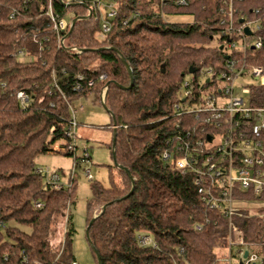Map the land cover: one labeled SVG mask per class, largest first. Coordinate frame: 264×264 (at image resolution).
<instances>
[{"label": "trees", "instance_id": "1", "mask_svg": "<svg viewBox=\"0 0 264 264\" xmlns=\"http://www.w3.org/2000/svg\"><path fill=\"white\" fill-rule=\"evenodd\" d=\"M174 1L116 0L117 16L102 39L96 12L78 20L70 34L62 33V47L45 15L48 0H0V264L75 261L71 215L64 217L75 203V179L70 189H51L35 173L36 159L58 153L55 144L69 143L64 133L70 106L88 95L102 105L101 90L108 82L104 104L116 125L114 158L133 183L113 164L109 175L114 169L115 179L108 187L91 185L86 227L108 204L89 228L99 256L98 263L90 248L95 264L218 263L221 255L214 250L226 246L228 219L201 201L194 174L172 170L163 153L175 152L179 118L172 115L173 104L188 70L218 69L224 62L223 52L213 45L219 0H186V6ZM51 6L60 18L67 10H75L74 18L87 15L84 7H63L60 0H51ZM13 8L18 14L12 19ZM236 8L248 18L258 12L263 46L252 53L264 68V0H242ZM168 15L192 21L169 23ZM117 52L133 74L129 89L118 87H128L130 79ZM77 83L81 89L74 91ZM18 92L27 96L26 104H20ZM252 95L253 105L264 107V88ZM237 191L236 196H244ZM62 219L64 242L54 244L51 235ZM231 221L264 264V216L241 211ZM138 235L148 236L154 246L139 245Z\"/></svg>", "mask_w": 264, "mask_h": 264}, {"label": "built area", "instance_id": "2", "mask_svg": "<svg viewBox=\"0 0 264 264\" xmlns=\"http://www.w3.org/2000/svg\"><path fill=\"white\" fill-rule=\"evenodd\" d=\"M241 1L219 0L216 8L218 18L212 29L216 33L214 42L223 47L221 51L224 62L218 69L203 67L184 77L172 112L173 116L179 118L176 128L180 135H177L176 144L172 148L175 152L165 151L163 160L174 171L193 173L201 201L208 209L219 211L228 219L227 242L224 254L218 261L221 264H262L261 257L252 250V246L244 243L241 231L231 221L233 216L247 211L245 206L248 204L261 205L254 214L264 216V107L252 103L253 90L264 88V68L255 63L252 53L262 48L263 39L259 34L261 24L258 12H253L252 18H248L236 8V4ZM173 4L186 6L187 1L175 0ZM88 6L91 15L104 11V16L100 17L98 34L102 39L109 32L111 21L117 16L118 4L116 0H93L88 2ZM17 14L13 8L9 18L13 19ZM45 15L56 33L59 45L63 47L66 36L62 33L68 32L70 23L53 12L51 0H48ZM160 17L165 20L162 11ZM240 20L242 23H239ZM245 28L250 31V35L244 32ZM69 50L79 52L75 47ZM100 79L105 80L106 76ZM243 79L257 81V84L240 86L238 82ZM78 80L81 81L82 77L79 76ZM92 84V81L87 82L88 87ZM80 89L81 84L77 83L73 90ZM106 89L105 85L101 90V102H104ZM16 98L21 105L28 100L23 92H18ZM69 109V127L64 133L69 143L56 149L58 153L73 156L74 165L69 178L61 182L57 171L35 169L36 174L43 175L48 187L56 190L70 189L73 169L90 163L86 149L80 155L76 154L77 122L72 106ZM217 137L218 142L214 143ZM83 173L86 179H92L88 169H84ZM237 190L244 196H236ZM35 207H40V204L36 203ZM196 228L200 229L199 226ZM136 240L141 246H154L148 236L138 235ZM71 264L76 263L74 261Z\"/></svg>", "mask_w": 264, "mask_h": 264}, {"label": "rangeland", "instance_id": "3", "mask_svg": "<svg viewBox=\"0 0 264 264\" xmlns=\"http://www.w3.org/2000/svg\"><path fill=\"white\" fill-rule=\"evenodd\" d=\"M69 3L72 0H62ZM101 10V9H100ZM104 16V11H100ZM75 10H67L64 19L70 23L71 18L75 16ZM169 23H190L191 17L176 15L167 16ZM217 42H213L216 45ZM240 86L249 84H257V81L251 79H243L238 82ZM80 107H82L80 109ZM75 120L78 123L75 129V144L76 154L80 155L83 149H86L90 155V163L87 165H80L73 169V178L75 179V203L70 206L64 213V216L71 215V223L74 229L72 235L71 251L76 264H95L89 243L86 239V204L91 198V185L99 182L104 187L110 185V178H114L115 171L111 170L109 175V167L113 165L111 160V151L109 145L112 138L111 123L112 119L106 110L99 102H94L93 96L81 97L75 100L72 104ZM218 142V137L215 138L214 143ZM54 149H58V144H55ZM74 160L72 155H66L62 152L54 154H43L37 157V168H48L51 171H57L61 182H66L73 168ZM90 171L91 180L86 179L83 170ZM239 206L242 207L241 204ZM261 205H246V210L251 214L255 213L256 209ZM64 220L59 223L57 230L51 235V241L58 244L64 242ZM27 231V230H26ZM219 255L224 254V250L216 248L214 250ZM217 264H221L219 261Z\"/></svg>", "mask_w": 264, "mask_h": 264}, {"label": "water", "instance_id": "4", "mask_svg": "<svg viewBox=\"0 0 264 264\" xmlns=\"http://www.w3.org/2000/svg\"><path fill=\"white\" fill-rule=\"evenodd\" d=\"M90 1H93V0H72V1L69 2V3H65V2H63L62 0H60V2H61V4H62L63 7L82 6V7H84L85 9H87V11H88V14L86 15V17L78 16V17H75L74 19L71 20V22H70V27H69V30H68V34H70V33L72 32L73 27H74V24H75L78 20H87V19L90 18V16H91V11H90V8H89V6H88V2H90ZM239 23H242V20H240ZM244 32H245L247 35H250V31H249L247 28L244 29ZM222 48H223L222 46L219 47L220 50H222ZM117 55H118V57L120 58V60H121V62H122V64H123V66L125 67V69H126L128 75H129V79H130V84H129L128 87H121V86H118V87L121 88V89H129V88L133 85V82H134L132 71H131V69L129 68V66L127 65L126 61L122 58V56H121V54H120L119 52H117ZM162 72H164V71L162 70ZM194 72H195V70L192 69V68H190V69L188 70V73H194ZM109 84H110V82H108V83L106 84V87H108ZM102 107H103V108L106 110V112L110 115V117H111V119H112L113 128H114V130H113V137H112V145H111V146H112V157H113L112 162H113V164H114L116 167H118L119 169H121L122 171H124V172L126 173V175L130 178V181L133 183V179L130 177V174H129L128 170H127L126 168H123V167L118 166V165L116 164V162H115V158H114V148H115V129H116L115 120H114L113 115L111 114V112H110V111L107 109V107L105 106L104 102H102ZM208 140H210V139L208 138ZM132 190H133V189H131V191H130L126 196H128L129 194H131ZM126 196H125V197H126ZM125 197H124V198H125ZM107 206H108V204H105V205L102 206V208H101V210L99 211V213H98L97 215H95V216L92 218V220L89 222L88 226L86 227V231H85L86 239H87V241H88V243H89L90 248H91L92 251L95 253V255H96V257H97V261H98V263H99V256H98L97 252L95 251V249H94V247H93V245L91 244L90 239H89V228H90L91 225L93 224L94 219L97 218L100 214H102V213L104 212V210L106 209ZM246 254H247V253H245L244 257H246Z\"/></svg>", "mask_w": 264, "mask_h": 264}, {"label": "crops", "instance_id": "5", "mask_svg": "<svg viewBox=\"0 0 264 264\" xmlns=\"http://www.w3.org/2000/svg\"><path fill=\"white\" fill-rule=\"evenodd\" d=\"M77 125H78V123H77ZM111 129H112V137H113V130H114V128H113V125H112V123H111ZM112 145V138H111V142H110V145L109 146H111ZM77 147V146H76Z\"/></svg>", "mask_w": 264, "mask_h": 264}]
</instances>
